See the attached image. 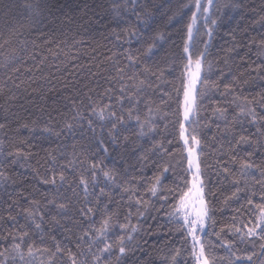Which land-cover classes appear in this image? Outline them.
<instances>
[{"label":"trees","instance_id":"1","mask_svg":"<svg viewBox=\"0 0 264 264\" xmlns=\"http://www.w3.org/2000/svg\"><path fill=\"white\" fill-rule=\"evenodd\" d=\"M34 2L35 0H0V44L4 45L0 48V123L8 124L7 129L0 130V141H4L5 153L0 157L3 164L0 171L16 181L14 184L11 181L0 182V217L3 218L0 219V233L8 229L18 234L22 228L33 233L30 242L36 247H47L55 251L53 245L56 242L67 246L64 229H52L47 224L50 217L56 214L54 205L43 209L46 214L43 241L31 221L25 218L22 209L29 207L33 199L45 203L46 197L51 199L53 196H57L59 201L71 200L73 208L84 206L82 193L74 195L72 187H76L79 172H83L87 164H77L78 171L68 169L66 175L72 182L71 187L68 184L61 185L59 191L52 185L40 183L32 168L37 166V160L44 163L45 150L55 147L56 143L65 144L67 153L72 152L73 143L77 144L78 150L81 144L91 143L95 155L89 154V159H103L104 165L109 168L132 166L128 167L127 176L137 177L133 181L137 187L136 197L148 202L147 205L139 206L140 212L144 213L141 216L137 213L135 198L129 201L128 194L119 189H111V203L107 197H102L100 207L108 204L109 211L119 214V223H128V229L125 230L118 225L114 226L108 234L109 241L136 226L138 230L133 235L143 244L155 264H163L162 258L173 249H180V264H195L190 236H187L186 229L181 228L182 222L177 223L176 217L170 215L174 211L177 193L169 192V189L176 188L178 184L183 186L179 179L181 176L190 179V173L185 171L187 155L180 138V124L183 123L182 83L186 80L184 66L187 63L183 48L188 39L187 26L191 22L192 12L196 11L194 0H136L138 7L135 10L140 12L141 18L138 20L129 11L119 21L114 20L111 14L114 0H41L45 5L43 16L32 28H27L22 26L27 24L29 17L25 5ZM212 19L217 21L215 25L211 24ZM130 26L136 29L137 35L130 38L129 43L124 37V29ZM208 28L212 29V34L209 45H206ZM113 30L121 34V40L116 39ZM158 34H162L163 39L156 40L152 52L145 54L148 44ZM198 37L194 41L192 53L195 55L206 48L202 79L207 77L209 81L219 84L218 89H209L199 83L198 110L188 126L189 133L195 134L201 141V169L208 177L206 192L210 189L212 193L207 199L210 201L215 223L207 227L205 233L212 234H204L203 240L213 243L212 251L217 264H248L246 255L252 251L259 253L260 241L241 242L235 229L246 230L244 225L251 227L255 223L259 215L255 204L261 202L260 186L251 181L245 185L241 181L239 187L242 191L234 197L232 194L237 185L233 183V175L222 169L227 167L230 173L238 174L239 161L244 159L264 166V150L254 149L250 145L236 146L235 140L240 135L254 134L256 126L247 120L242 123L233 122L237 110L230 103L232 97L221 93L225 92L226 84L232 85L237 94L244 96L258 97L264 93V80L260 79V75H264V68L257 70V65L264 63V57L258 58V48L253 43L264 38V0H215L210 19L202 21L199 26ZM74 39L79 43H73ZM5 40L8 41L7 44L4 43ZM125 50L139 57V63L127 69L128 74L133 70L139 72L141 78L147 76L148 83L151 84L141 94L138 106L141 118L147 113L148 105L158 107L160 111L155 114V133L139 137V127L133 119L124 125H118L120 138L122 140L124 136H128L130 141H139L145 149L152 148L153 142H158L165 150L154 148L146 153L148 159L141 161L138 159L139 152H131V143L128 145L129 151L110 148L109 153L105 154L102 149L96 151L95 139L88 131L82 136L81 130L77 129L75 135L66 134L59 140L52 138L54 142L50 143L41 138L38 131L30 133L20 127L32 120L42 126L48 122L49 116L60 120L58 112L68 111L72 98L85 99L83 94L88 93L94 100L100 101V94L109 88L113 89L111 102L119 113L121 105L116 103L115 98L120 95L121 82L112 77L116 76L117 66L128 63V52ZM113 53L116 55L113 56ZM110 56L113 57L112 60L106 59ZM6 57L9 59L6 60ZM209 63L212 65L210 70ZM6 64L11 67H4ZM145 66L156 72V75L144 73ZM13 68H19V71L14 72ZM258 71L260 75L257 74ZM8 76L12 79L9 80ZM245 80L248 81L247 84L244 83ZM89 89L93 91L89 92ZM10 97L15 99H9ZM85 103H88L86 99ZM103 103H109L108 99L104 98ZM217 106L228 108L227 121L220 120L213 114ZM128 107L129 102L125 100L123 108L126 110ZM5 109L9 110L6 121ZM12 109L14 113H11ZM102 123L103 133L100 131L101 122L96 121L97 136L103 135L110 144L107 137L110 123ZM226 123L232 129L231 132L223 131ZM86 128L85 124V130ZM20 140H24V143L21 144ZM14 146L24 151L31 150L34 155L28 160L20 158L12 163L14 157L6 154L13 151ZM249 152H252L251 156L248 155ZM121 155L125 157L124 160L120 159ZM233 156L236 157V162H233ZM70 158L58 157L61 163ZM217 160L221 164L218 165ZM46 167L47 165L40 169L42 174ZM164 167H168L169 171L161 176V186L157 195L153 196L147 189L154 183V177L161 175ZM256 176L259 178V173ZM99 186H104L102 176L99 177ZM95 191L98 193L99 187ZM252 191H255V196L251 195ZM77 192H80L79 188ZM165 196L167 199H162ZM248 199L253 200L252 205L247 203ZM14 200L17 204H12ZM94 203L92 201L88 206H93ZM129 211L132 215L126 221L125 216ZM9 213L16 217L15 227L14 222L8 219ZM70 215L72 219L62 220L61 223L71 227L77 234L82 229L89 228L93 221L98 227L102 217L99 208L95 210L91 220L80 216L78 212ZM216 233H219V238ZM52 236H55V241L51 239ZM225 242L231 244L230 249L222 246ZM2 248L3 242H0V250ZM236 257L240 259L237 260ZM34 259L36 264L41 260L48 264L50 256L47 253H36ZM59 259L57 255V264ZM262 260L264 257L259 255L253 257L254 264H261Z\"/></svg>","mask_w":264,"mask_h":264},{"label":"snow or ice","instance_id":"2","mask_svg":"<svg viewBox=\"0 0 264 264\" xmlns=\"http://www.w3.org/2000/svg\"><path fill=\"white\" fill-rule=\"evenodd\" d=\"M196 11L192 12L191 22L187 26V41L184 44L183 51L187 54V63L185 64V76L186 80L182 83L183 89V120L190 121L198 110V99H197V84L202 83L204 87L209 89H218L219 84L215 81H209L207 77L202 79L203 64L206 56V48L204 51H200L193 56L190 52L189 42L193 40V28L197 23V13L205 15L209 12V8L212 5V0H207V5L201 3V0H194ZM233 7H239V5H232ZM6 7H8L6 5ZM28 9L29 17L27 24L22 25L27 28H32L39 18L43 16L45 5L41 3V0H35L34 3H28L25 5ZM138 7L136 0H123V2H114L111 4V14L114 20L124 19V13L132 12L133 15L139 20L141 18L140 12L135 9ZM7 15V13H6ZM147 15V13H146ZM207 21V17H206ZM146 22V21H145ZM217 21L215 19L211 20V24L215 25ZM207 26V23H206ZM113 34L116 39L121 40V34L113 30ZM212 29L208 28V35L211 36ZM137 31L134 27H128L124 29V37L126 42L130 43V38L135 37ZM163 39L162 34H158L157 37L153 39V42L148 44L145 54H150L153 48L156 46V40ZM5 44L8 43L7 40L4 41ZM64 43H67L64 41ZM73 43H79V41L73 40ZM258 48L257 56L258 58L264 57V38L259 41H253ZM4 45L0 44V48ZM233 49H229L232 51ZM128 52L127 61L128 63L124 66L116 67V76L112 79H118L120 83L119 96H116V103L121 105V111L118 113L113 105V89H105L101 95V100H94L91 95L84 93V98L88 101L85 103V99L72 98L70 100L71 107L66 112H58L61 117L60 120H55V118L49 116L48 122L44 123L42 126L36 121L32 120L30 122L23 123L20 127L27 129L30 133L39 132L41 138L49 140L50 143L54 142L52 138L59 140L62 136L66 134L75 135L76 130H81V135L85 134V131L91 132L93 138L95 139L96 151L101 149L105 154H108L110 148L113 150L123 148L125 151H129L128 145L132 144L131 152H139V160L145 161L148 159L146 153L154 148H160L162 151L165 150L163 145L158 142H153L152 148L145 149L139 141H130L128 136H124L121 140L120 133L118 131V125H124L127 121L135 120L139 127V132L137 135L139 137L149 136L151 133L156 131L155 114L159 113L160 109L158 107L153 108L151 105L147 106V113L141 118L138 106L141 102V94L145 87H151L148 83L147 76L141 78V74L136 71H132L128 74L127 69L139 63V57L134 56L130 51ZM58 55V54H55ZM116 54L113 53V56ZM6 60L9 57L5 58ZM106 59L112 60L113 57H107ZM227 63V60H225ZM4 67H11L10 64L3 65ZM212 65L209 63L208 68L211 69ZM264 68V63L257 65V70ZM14 72H18L19 68H13ZM144 73L156 75V72L151 71L147 66L143 69ZM163 74L162 72L160 73ZM260 75L259 71L257 73ZM223 75V73H221ZM11 80L12 77L8 76ZM260 79L264 80V75H260ZM245 84L248 83L247 80L244 81ZM19 87V85H16ZM225 92L221 95H230L232 97L230 103L234 105L237 110L233 116V122H243L247 120L248 123L256 126V131L252 135H240L238 139L235 140L236 146L240 145H250L254 149L264 150V93L257 96H244L237 94L232 85H225ZM93 89H89V92ZM107 98L109 103H103V99ZM9 99H15V97H10ZM129 102V107L125 110L123 108L124 101ZM259 109V111H258ZM8 109H5V121L8 119ZM126 112V116H125ZM213 114L220 120L227 121L228 118V108L217 106L213 110ZM127 117V119H126ZM162 118V117H161ZM243 118V119H241ZM100 121V131L103 133L104 125L102 122L108 121L110 127L107 129V137L110 144L103 138V135L97 136L96 121ZM85 124L87 128L85 130ZM219 127V126H218ZM8 128V124L0 123V130H5ZM223 131L231 132L232 129L226 123ZM187 129L184 123L180 124V138L183 140L184 149L187 152V169L186 173L191 174V178L188 179L187 176H181L179 179L183 182L181 187L179 184L174 189H169V192H176V203L173 205L174 211L170 215H173L177 219V223L182 220L181 228L186 229L187 236L192 238V256L195 259V264H217V259L213 255V243L209 241H204L199 234L211 235L212 233H205V229L208 226L214 225L215 221L212 216V208L210 207V201L207 199L208 195H211L210 189L206 192L208 187L206 184V177L201 169L199 155L197 154L196 148L200 146L201 141L197 138L195 134L190 137L186 135ZM191 141V143H190ZM20 143H24V140H20ZM66 145L61 143H56L55 147L45 150V157L43 158L44 163L41 164L40 160L36 161V167L32 168L33 173L40 183L45 185H52L59 191V186L68 184L71 187V181L68 180L66 171L72 169L73 171H78L76 168L77 164L84 165L87 164V168L83 172H79L78 179L76 181V187H72V192L74 195H81L84 201V206L79 208H73L72 201H59L57 196H53L51 199L45 198L46 202L42 203L40 200L33 199L30 201L29 207L23 208L22 213L25 218L31 221V225L34 229L39 232L40 240L44 239V225L45 212L43 211L48 205H54L56 209V214L52 215L47 221V224L52 228L61 227L66 233L65 239L68 241V245H64L62 242H56L53 247L55 251L47 247H36L34 243L30 242V238L33 233L27 230H21L19 233H14L8 229L4 230V233H0V242H3V248L0 250V264H36L34 259L36 253H47L50 256L48 264H57L56 257L59 255V264H155V261L151 259L150 254L144 249L143 244L136 240L134 233L137 232V227L132 226L130 230L126 231L124 234L119 235L113 241H109L108 234L110 230L118 225L120 229H128V223H119V214L117 212L109 211L108 204L101 205V198L107 197L108 202H112L111 189H119L122 193L128 194V200L132 201L134 198L137 207V213L143 215L140 212L139 206L147 205V201L136 197L137 187L133 181L137 180L135 175L127 176L128 167L116 168L115 166L109 168L104 165L103 159L97 161L94 159H89V154L95 155L92 152V145L81 144L79 150L77 144H72V152L67 153L65 151ZM0 155H5L4 153V141H0ZM9 157H14L12 163H16L20 158L28 160L34 155V153L29 151H24L18 146H14L13 151H9L6 154ZM249 156L252 152L248 153ZM65 163H61L58 157H67ZM121 160H124L123 155L120 156ZM233 162H236V157H232ZM216 163L221 164L220 160ZM47 165L43 174L40 169ZM0 167H3L2 162H0ZM211 167V165H209ZM225 173L233 175V183L237 185L236 191L233 192L235 197L237 193L241 192L242 189L239 187L241 181L245 185H248L251 181L255 185L260 186L261 190V202L255 204V208L259 210V215L256 217V221L253 226L249 227L247 224L244 225L246 230L241 228H236L235 232L238 234V238L241 242L259 240V253L252 251L247 254L245 259L248 264H254L253 257L259 255L264 257V166L251 162L250 160L244 159L239 161V173H230L227 167L222 169ZM169 171L168 167H164L161 175L154 177V183L150 188L147 189L153 196L157 195L158 189L161 186V176L163 173ZM256 173H259V178H257ZM103 177L104 186H99V177ZM16 183V181L4 171H0V182ZM99 187V192L97 193L95 189ZM77 188L80 192H77ZM252 196H255V191L251 192ZM92 197V200H89ZM162 199H167V197H162ZM95 203L93 206H88ZM247 203L249 205L253 204L252 199H248ZM12 204H17V201H12ZM12 205H9L11 207ZM99 208L102 213L99 226H95V222L89 228L82 229L79 234L73 232L71 227H67L62 224V220H70L73 212H78L80 216L91 220L92 215L95 210ZM132 213L129 211L128 215L125 216V220L128 221L129 216ZM59 217V218H58ZM0 219H3L0 217ZM8 219L13 221V227H15L16 217L11 213L8 215ZM74 223H77L74 221ZM219 238V233H216ZM74 237V239H73ZM53 241L56 240L55 236H52ZM102 245V247L100 246ZM224 247L231 248L229 242H225ZM253 247L255 244L253 243ZM95 248V251H93ZM140 253V255H137ZM180 256V249H173L169 255L164 256L163 264H180L178 257ZM66 257V260H65ZM237 260L240 257H236ZM39 264H45L43 260L39 261ZM264 264V260L261 261Z\"/></svg>","mask_w":264,"mask_h":264},{"label":"rangeland","instance_id":"3","mask_svg":"<svg viewBox=\"0 0 264 264\" xmlns=\"http://www.w3.org/2000/svg\"><path fill=\"white\" fill-rule=\"evenodd\" d=\"M214 2H215V0H214ZM201 3L202 4H204V5H207V0H201ZM214 4V3H213ZM212 4V5H213ZM211 11H212V6L209 8V12L207 13V14H205V15H201V13H199L198 12V14H197V23H196V25L194 26V28H193V40L191 41V46L189 47L190 48V52H192V49H193V44H194V41H197L198 40V33H199V26H200V24H201V22L202 21H206V17H207V20L208 19H210V15H211ZM206 32L208 33V29L206 30ZM209 39H210V36H208V39H207V42H206V45H208L209 44ZM194 50V49H193ZM193 56H195V55H193ZM198 85V84H197ZM12 108V107H11ZM15 111L12 109L11 110V113H14ZM193 118V117H192ZM192 118H190V120H192ZM190 122L191 121H188L187 122V124L185 125V128L187 129V135L190 137L191 136V134L189 133V130H188V126L190 125ZM190 143H191V141H190ZM199 149H200V146L198 147V148H196V151H197V154L199 155ZM0 157H2V155H0ZM190 178H191V174H190ZM181 222H182V220H181ZM206 230V229H205ZM198 235H201V238L203 239V237H204V234H199L198 233ZM191 240H192V238H191ZM37 264H39V262L37 263Z\"/></svg>","mask_w":264,"mask_h":264},{"label":"bare ground","instance_id":"4","mask_svg":"<svg viewBox=\"0 0 264 264\" xmlns=\"http://www.w3.org/2000/svg\"><path fill=\"white\" fill-rule=\"evenodd\" d=\"M188 121H185V123H187Z\"/></svg>","mask_w":264,"mask_h":264}]
</instances>
